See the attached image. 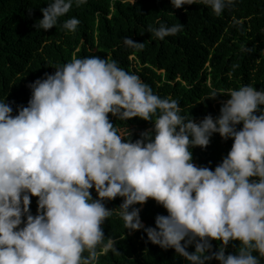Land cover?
<instances>
[{
	"label": "clouds",
	"instance_id": "9594fccd",
	"mask_svg": "<svg viewBox=\"0 0 264 264\" xmlns=\"http://www.w3.org/2000/svg\"><path fill=\"white\" fill-rule=\"evenodd\" d=\"M170 2L180 9L196 0ZM200 2L220 16L235 0ZM85 3L52 0L34 27L48 31L73 5ZM79 23L73 17L62 26L75 32ZM183 27L160 24L149 32L163 40ZM124 44L143 47L128 37ZM29 88L28 104L16 115L0 101V264H97L100 255L117 252V241L106 239L103 229L114 211L105 202L117 197L128 232L143 230L151 244L174 249L188 264H261L264 90H229L219 116L196 123L180 114L176 100L154 94L138 75L107 58H76ZM109 115L154 127L132 142ZM217 133L233 140L231 150L214 171L196 166L192 149H206ZM149 199L167 212L155 217V227L144 226L136 207ZM211 241L219 242L218 251L212 252ZM233 242H239L237 252L225 255Z\"/></svg>",
	"mask_w": 264,
	"mask_h": 264
},
{
	"label": "trees",
	"instance_id": "16d2710c",
	"mask_svg": "<svg viewBox=\"0 0 264 264\" xmlns=\"http://www.w3.org/2000/svg\"><path fill=\"white\" fill-rule=\"evenodd\" d=\"M51 2L0 0V101L12 106L13 115L18 106H27L31 83L76 58L90 56L115 60L138 75L154 94L176 100L180 114L196 123L208 115L217 118L230 99L222 94L229 90L243 85L264 90V0H235L220 16L200 0L180 9L170 0H135V4L133 0H87L80 7L73 5L54 28L36 29L35 23L43 18L41 9ZM73 17L80 23L75 32H68L62 25ZM177 23L184 26L182 31L163 40L149 32L150 27ZM126 37L143 47L126 46ZM213 93L218 94L214 99ZM109 120L119 132L125 130V138L130 133L132 142L154 127L139 118L125 122L109 115ZM232 144V139L213 134L206 149H192L193 163L214 171ZM91 194L97 198L94 189ZM122 202L119 197L105 202L114 211L103 225L104 236L117 241V252L100 255L97 264H188L174 249L151 244L143 230L128 232L119 216ZM136 207L141 208L145 227H155V217L167 215L151 199ZM30 212L37 213L36 197L31 198ZM211 244L212 252L219 250V242ZM238 247L239 242L231 243L225 255L235 254ZM187 250L194 252V244ZM209 264L219 262L213 259Z\"/></svg>",
	"mask_w": 264,
	"mask_h": 264
},
{
	"label": "rangeland",
	"instance_id": "374dc122",
	"mask_svg": "<svg viewBox=\"0 0 264 264\" xmlns=\"http://www.w3.org/2000/svg\"><path fill=\"white\" fill-rule=\"evenodd\" d=\"M120 133H121L122 135H124V134H125V130L121 129V130H120Z\"/></svg>",
	"mask_w": 264,
	"mask_h": 264
}]
</instances>
